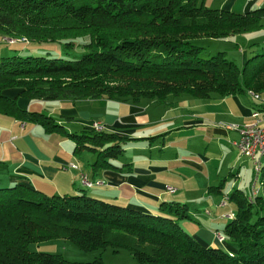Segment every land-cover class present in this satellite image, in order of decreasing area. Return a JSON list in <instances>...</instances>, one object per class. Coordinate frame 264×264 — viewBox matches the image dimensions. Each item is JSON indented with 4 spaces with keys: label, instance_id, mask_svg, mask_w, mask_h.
I'll return each mask as SVG.
<instances>
[{
    "label": "trees",
    "instance_id": "1",
    "mask_svg": "<svg viewBox=\"0 0 264 264\" xmlns=\"http://www.w3.org/2000/svg\"><path fill=\"white\" fill-rule=\"evenodd\" d=\"M204 2L0 0L1 44L57 43L71 50L81 40L83 50L77 59L0 53V115L60 132L51 117L22 109L17 100L163 104L182 96L204 100L263 92L264 52H251L240 69L225 52L206 46L261 30L264 8L241 14ZM66 135L75 142L74 152L96 154L94 172L112 167L110 160L122 153L124 139L114 134L84 127ZM259 185L251 201L241 190L229 194L234 213L223 228L225 250L203 246L182 229L178 221L188 215L179 203H161L160 213L152 215L85 190L59 196L24 183L0 187V264H103L72 263L28 249L52 240L85 252L123 250L139 264H264V162Z\"/></svg>",
    "mask_w": 264,
    "mask_h": 264
},
{
    "label": "crops",
    "instance_id": "2",
    "mask_svg": "<svg viewBox=\"0 0 264 264\" xmlns=\"http://www.w3.org/2000/svg\"><path fill=\"white\" fill-rule=\"evenodd\" d=\"M259 8H264V0H220L217 9L242 14ZM254 36L249 33L230 40L246 38L245 42L252 41L254 45ZM0 49L3 54L5 47ZM253 51L256 50L251 48ZM14 94L9 92L10 97ZM17 104L51 117L62 131L45 132L37 124L0 115L1 188L24 183L46 195L59 196L85 190L102 201L152 215L160 213L161 203H179L188 215L178 221H182V229L203 246L225 250V241L218 243L214 233L224 235L223 228L233 218L225 215L234 213V208L229 203L219 204L234 189L249 195L239 175L250 162L241 158L233 146L238 133L227 130L225 125L236 123L235 128H242L251 123L255 103L247 94L213 95L204 100L182 96L163 104L146 100L45 102L21 98ZM94 123L102 127V132L124 139L121 155L110 160L112 167L96 172L90 167L96 154L86 149L74 152L75 142L66 135L79 133ZM81 172L101 185H82ZM227 176L233 178L230 189L215 190L219 184L225 185Z\"/></svg>",
    "mask_w": 264,
    "mask_h": 264
},
{
    "label": "rangeland",
    "instance_id": "3",
    "mask_svg": "<svg viewBox=\"0 0 264 264\" xmlns=\"http://www.w3.org/2000/svg\"><path fill=\"white\" fill-rule=\"evenodd\" d=\"M204 4L207 8L217 9L219 8L220 0H205ZM252 33L253 35H255L253 41H255L256 44L254 45L252 44V41H250V43L245 42L246 38L243 39L236 38V40L231 41L233 43H227V42L209 43L206 46L207 50H209L212 53H215L217 51L225 52L226 58L234 60L237 66L241 69L244 64V61L251 54V48H254V50H256L253 51V53L264 52V40H263L264 28ZM80 42L81 40L74 41L76 45L71 50L64 47L62 44H57V43L43 44V45L29 44L27 46H24V48L23 45L21 44H17L14 46L6 45L0 47H5V50L7 51L8 54L19 53L21 56H47L49 58L77 59L79 56L83 54V50L81 49V47L78 46ZM236 43L238 44L237 45L238 47L235 48L234 44ZM244 57L246 58L244 59ZM246 94L248 95V93ZM227 124H236V123H227ZM83 154L86 155L89 154V152L83 151ZM261 161L264 162V158H262ZM243 168L244 170L242 171V173H240L239 178L241 179L243 189L245 190V192H247L248 189L249 190L248 193L250 196V185H251L252 175H251V179H249L250 178L249 169H251L252 171V162L251 161L248 162L247 165ZM254 177H255V172H254ZM232 180H233L232 176H227V182L225 183L224 186H222V188H224L225 191H228V189H230L228 187ZM258 186L259 184H256V188ZM227 196H229V194ZM227 203L233 206L230 201H228ZM180 226H182V221ZM28 249L31 252H41V253L57 255L60 256L63 260L72 263H88L96 259H99L103 264H139L135 259H133L130 256L128 252L123 250L119 251L118 253H114L111 248H106L102 251L85 252L74 246L72 243L63 240H52L48 242L30 244L28 246Z\"/></svg>",
    "mask_w": 264,
    "mask_h": 264
},
{
    "label": "built area",
    "instance_id": "4",
    "mask_svg": "<svg viewBox=\"0 0 264 264\" xmlns=\"http://www.w3.org/2000/svg\"><path fill=\"white\" fill-rule=\"evenodd\" d=\"M7 44H15L12 42L5 41ZM253 99H262L264 101V97H256L251 95ZM251 120V129H243V128H235V124H226L225 128L230 131H234L238 133V140L233 142V145H238V154L241 158L248 159L252 161V180L250 189L252 194L253 191V179H254V170L257 164V161L260 160L261 157H264V127H263V119H264V110L263 111H255V107L252 109L250 113ZM91 128L95 132H101L102 127L98 123H94ZM71 168L75 169V165H71ZM79 178L83 179L84 182H92L95 185H101V182L90 181L87 175L84 172L79 174ZM228 202V199L223 196L220 206H225ZM226 218L233 217L232 213L225 215ZM214 238L218 243H223L225 241L224 235H219L217 232L214 233Z\"/></svg>",
    "mask_w": 264,
    "mask_h": 264
},
{
    "label": "bare ground",
    "instance_id": "5",
    "mask_svg": "<svg viewBox=\"0 0 264 264\" xmlns=\"http://www.w3.org/2000/svg\"><path fill=\"white\" fill-rule=\"evenodd\" d=\"M4 41H8V42H12V43H16L17 40H9V39H4ZM24 41V40H22ZM251 95H254L256 97H264V91L263 92H253V91H249L248 92V96L251 98V100L256 103L255 105V111H263L264 110V101H262V99H253L251 97ZM263 127H264V119H263ZM243 129H251V123L248 124V125H245L242 127ZM237 152H238V145H233ZM261 166H262V163L261 161H257V164H256V167H255V177H254V180H253V191H254V194H252L251 192V189H250V201L257 195V188H256V184H259V175H260V171H261ZM81 183L82 185L86 186V187H91L92 184L90 182H84L83 179H81ZM260 186V185H259ZM231 218V217H230ZM228 219V218H227ZM218 233V232H217ZM219 234V233H218ZM219 235H222V234H219Z\"/></svg>",
    "mask_w": 264,
    "mask_h": 264
}]
</instances>
